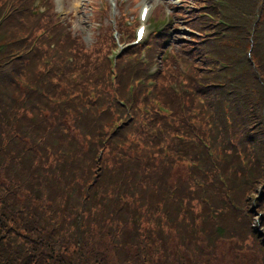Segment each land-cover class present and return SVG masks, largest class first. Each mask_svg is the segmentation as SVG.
I'll list each match as a JSON object with an SVG mask.
<instances>
[{
	"label": "trees",
	"instance_id": "obj_1",
	"mask_svg": "<svg viewBox=\"0 0 264 264\" xmlns=\"http://www.w3.org/2000/svg\"><path fill=\"white\" fill-rule=\"evenodd\" d=\"M224 1L225 19L240 27L220 40L188 31L182 45L200 58L188 80L215 106L203 148L188 140L182 121L203 104L165 83L148 97L124 96L130 106L169 107L172 127H161L152 110L115 127L123 108L110 90L96 103L61 98L70 81L107 87L104 57L96 46L84 50L47 0H0V264H211L244 232L246 249L230 248L264 264L263 232L246 219L259 212L264 226V0ZM186 3L172 7L173 21L197 27ZM153 38L166 53V32ZM232 41L245 46L234 56L225 50ZM73 72L77 79H69ZM126 85L118 82L120 95ZM133 125L147 127L139 133ZM234 206L242 208L239 220Z\"/></svg>",
	"mask_w": 264,
	"mask_h": 264
},
{
	"label": "rangeland",
	"instance_id": "obj_2",
	"mask_svg": "<svg viewBox=\"0 0 264 264\" xmlns=\"http://www.w3.org/2000/svg\"><path fill=\"white\" fill-rule=\"evenodd\" d=\"M47 1L50 3L47 2L49 9L51 8L50 13L56 14H54V18L60 21L65 31L69 32L75 40L82 41L84 50L92 51L93 47L96 46L97 52L101 53L104 57V62L109 66L108 72L105 75L107 87L102 85L92 86L78 82L77 80L70 81L69 84L62 87L66 92L64 94L65 96L61 98L70 100L73 96H78L85 97L83 99L87 103H96L99 100L100 93L110 90V97L123 108H118L115 111V116L117 117L115 127L127 125V121L132 118L131 115L135 114L138 115L139 119L144 121V114L150 115L151 110L152 115L159 121L161 127H165V125L172 127L177 120L174 119L175 114L169 107L163 106L161 102H152L151 105L150 103L148 105L136 104L135 106L131 104L130 106L125 101L126 97L124 96L126 93L129 97H132L133 93L138 90V97L141 93L148 94V97L152 94L149 92L153 86L159 83H165L174 95L191 94L186 101H191L195 97L201 105L203 104V108L195 118L190 119L189 122L182 118V121L183 123L186 121V124L190 127L188 140L192 141L191 143L194 145L198 143L203 148L205 146L207 147L206 133L211 123L209 115H211V111L214 113L215 106L209 100H206L208 97L206 93L194 89V86H192L194 79L191 78L190 81L188 80L192 77V73L190 72L191 67L195 66L199 69L198 61L200 58L193 59L182 45L183 43H188L190 40L187 35L188 31H191V33L194 32L196 36L200 35L198 32L205 31L206 33L203 36L198 37L208 39L215 37L214 39L220 40L225 37L222 35L223 31L240 27L236 22L230 23L225 19L223 9L230 7L228 2L224 0H209L210 3L204 0ZM185 1L187 3L185 4L184 10L188 9L190 12L196 14L198 21L197 27L189 25L190 28L192 27L190 29L176 18L173 21L172 7L179 6V10H181ZM144 4H147L148 9L147 18L144 22L146 33L144 39L140 43H137L134 40V30L139 24L143 23L139 20V13ZM42 7L45 8L44 5ZM44 11L45 9L41 8V12L44 13ZM212 11L220 15V18H216V22ZM163 20L168 21V25L172 21L174 22L170 24V27H172L171 39L169 46L165 49L171 51H167V53H159V48L156 47V43L154 42V32L152 30L154 24L156 27L161 28L162 25L158 24ZM216 28H220V31L215 30ZM236 35L245 41L248 39L246 32H242V35ZM193 39L194 36L191 40ZM211 42L210 40H205L202 43ZM244 48L245 46L242 41H232L226 45L225 50L230 51L234 56L239 50ZM160 50L162 51V48ZM161 54L164 58L161 57ZM202 57L204 60V54ZM121 67L127 68V72L130 73L127 79L123 78L120 72L118 73L117 69ZM200 72L202 71L200 70ZM76 74L77 72H73L69 76V79L72 77L77 79ZM134 76L137 77L135 78ZM118 82L119 84L127 83L124 86L123 95H120L118 91ZM58 101L61 102V100ZM186 101L180 103V109L182 111L186 107ZM137 110L141 112L137 113ZM198 112L197 110L190 109L189 114L193 115ZM133 126L139 133H142L143 128L146 129L147 127V125H143V128L138 125ZM170 136H174V134L171 133ZM260 181L261 179L258 178L253 180L251 186L255 183H260ZM197 186L200 188L202 198H205V188L200 183H197ZM252 201L255 202L254 200ZM241 213H243L242 208L240 206H234V215H237L238 220L243 215ZM259 215L260 213L258 212L255 216L246 217V219L250 226H254L260 232L262 231V236H264V226L262 224L260 226L259 224ZM237 236V239H232L228 242V246L219 249L218 256L214 254V256L209 257L211 264H259L253 260H248L247 258L251 257V255L247 252L231 249L232 245H234L235 249L245 250L246 247L244 246H248L251 243L248 232Z\"/></svg>",
	"mask_w": 264,
	"mask_h": 264
},
{
	"label": "bare ground",
	"instance_id": "obj_3",
	"mask_svg": "<svg viewBox=\"0 0 264 264\" xmlns=\"http://www.w3.org/2000/svg\"><path fill=\"white\" fill-rule=\"evenodd\" d=\"M145 8L147 7L146 5H143Z\"/></svg>",
	"mask_w": 264,
	"mask_h": 264
}]
</instances>
